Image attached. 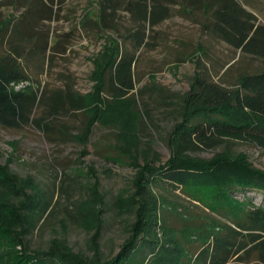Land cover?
Listing matches in <instances>:
<instances>
[{"label": "rangeland", "instance_id": "1", "mask_svg": "<svg viewBox=\"0 0 264 264\" xmlns=\"http://www.w3.org/2000/svg\"><path fill=\"white\" fill-rule=\"evenodd\" d=\"M28 1L0 0V21L21 16ZM235 1L264 24V0ZM159 2L169 15L147 30L146 46L139 51L129 36L134 26L123 5L116 6L118 11L107 18L106 25H99L104 33L92 23L98 20L97 0H58L53 19L32 27L35 34L47 33L49 46L59 47L46 53L52 61L22 62L28 64L31 82L11 85L13 89L51 91L69 86L84 97L85 105L81 112L52 119L55 128L72 138L45 135L32 125L0 128V166L18 180L32 178L26 192L37 189L48 200L52 197L50 215H44L28 238L32 249H44L53 238L64 239L80 263L93 264L100 254L105 259L116 256L137 221L142 239L158 247L168 263L188 264L210 236L222 230L217 214L190 201L179 189L160 183L156 168L174 153L175 127L204 118L189 105L188 94L197 76L209 73L214 81L232 87L238 73L230 66L243 70L250 60L205 33L203 25L209 15L202 8L190 9L185 0ZM86 12L91 20L81 27L79 21ZM117 39L136 55L135 89L123 98L108 96L101 81V72L118 52ZM5 50L0 41V55ZM41 110L36 108L33 117ZM139 110L145 114L143 122ZM210 116L264 125V119L233 108ZM226 146L231 152L228 156H244L253 168L264 171L262 149L239 141ZM220 152L222 147L216 146L188 156L209 160ZM5 176L7 181L0 176V204L9 203L15 188L22 186V182L12 185ZM235 196L245 201L248 211L264 209L259 193ZM97 234L99 252L94 244ZM18 250L20 246L0 245V264L18 261ZM129 264L152 262L148 256L147 263ZM233 264L258 262L251 254L248 260Z\"/></svg>", "mask_w": 264, "mask_h": 264}, {"label": "trees", "instance_id": "2", "mask_svg": "<svg viewBox=\"0 0 264 264\" xmlns=\"http://www.w3.org/2000/svg\"><path fill=\"white\" fill-rule=\"evenodd\" d=\"M185 1L188 8H202L209 15L203 25L205 33L229 45L250 63L243 70L230 66L238 73L232 87L224 86L221 80L214 81L209 73L197 76L188 99L189 105L196 109L195 113H201L204 118L175 127L174 153L156 168V178L160 183L179 189L190 201L199 203L221 218L222 230L211 235L210 241L196 251L193 263L188 264L241 263L248 260L251 254L255 255L258 264H264V209L256 207L254 211H248L245 201L241 202L235 196L255 192L264 197V171L253 168L244 156H228L231 152L226 146L229 142L239 141L264 151V125L254 122L236 124L210 116L222 108H233L264 119V24L258 23L257 18L235 0ZM57 2L29 0L21 16L0 21V41L6 46L0 55V128L22 129L32 125L45 135L57 134L69 138L71 134L55 128L52 119L85 109L84 97L77 95L69 86L51 91L44 88L14 90L11 86L31 82L28 64L24 66L22 62L53 58L45 57L46 53L56 50L59 45L49 46L47 33L35 34L32 27L39 22L51 21ZM97 2L98 20L92 21L97 25L96 31L104 33L99 25H106L107 18L118 11L116 6L123 5L133 21L134 31L129 36L133 38L137 51L146 46L147 30L169 15L167 7L159 0ZM89 14L84 13L79 21L81 27L91 20ZM117 46L116 56L101 72V81L108 96L123 98L132 95L135 89L133 68L136 55L118 39ZM252 61L256 62L251 64ZM134 104L136 107L137 102ZM36 108L42 109L41 114L33 117ZM144 115L143 112L140 115L141 122ZM216 146H221L222 152L213 159L188 156L200 148ZM6 174L10 183H14L12 185L22 182L20 188H15L9 203L0 204V245L20 246V250L16 251L18 261L14 264H86L80 263L79 257L68 250L64 239L53 238L41 250L30 247L29 236L44 215L46 217L51 213L52 197L48 200L47 195L37 189L26 192V185L33 183L32 178L18 180L8 174L5 166H0V176L4 181H7ZM81 205L78 204L80 214ZM139 223L137 225L136 221L133 224L132 233L116 256L105 259L100 254L93 264H129L137 260L147 263L148 256L152 264H170L158 247L142 239ZM98 234L94 241L97 252Z\"/></svg>", "mask_w": 264, "mask_h": 264}]
</instances>
